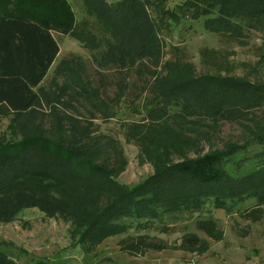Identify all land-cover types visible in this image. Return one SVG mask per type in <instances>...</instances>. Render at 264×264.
I'll list each match as a JSON object with an SVG mask.
<instances>
[{"label": "rangeland", "instance_id": "rangeland-1", "mask_svg": "<svg viewBox=\"0 0 264 264\" xmlns=\"http://www.w3.org/2000/svg\"><path fill=\"white\" fill-rule=\"evenodd\" d=\"M104 1L69 0L84 32L80 38L54 34L60 54L40 101L21 118L0 115V143L45 136L96 165L100 178L133 189L170 166L264 134V29L232 20L239 26L231 36L215 32L212 15L188 13L178 23L167 21L157 42L142 30L129 38L135 21L121 16L123 7L112 9L121 0ZM187 1L167 0L164 8L182 14ZM114 24L116 37L108 33ZM255 170L247 166L237 177ZM234 188L243 193L237 202L185 203L191 209L167 214L147 231L130 228L91 253L73 245L63 218L24 209L0 222V264H264V170ZM207 222L219 227L222 242L197 228ZM192 234L210 244L207 254L174 250ZM140 237L166 250L144 257L121 251Z\"/></svg>", "mask_w": 264, "mask_h": 264}, {"label": "trees", "instance_id": "trees-1", "mask_svg": "<svg viewBox=\"0 0 264 264\" xmlns=\"http://www.w3.org/2000/svg\"><path fill=\"white\" fill-rule=\"evenodd\" d=\"M166 2L121 0L117 8L110 7L114 13L123 7L121 16L135 21L128 37L142 30L141 34L156 42L169 27L167 21L178 23L179 16L188 13H193V19L196 14L212 15L210 23L215 32L231 36L239 26L232 20L250 29H264V0H188L179 9L182 14L165 10ZM81 26L69 0H0L1 116L21 118L35 109L42 85L60 54L54 34L80 38L84 32ZM119 28L114 24L108 33L116 37ZM127 32L124 29L120 34L126 37ZM155 92L157 97L165 96L158 88ZM63 146L40 135L24 137L18 143H0V222L12 221L24 209L37 208L48 217L69 222L73 245L85 247L87 253L130 228L150 230L165 215L191 209L189 203L210 199L218 205L226 200L237 202L243 193L235 191L234 184L264 170V134L242 145L170 166L133 189L103 175L100 178L96 165ZM251 165L256 168L254 172L237 177ZM93 193L98 200L90 199ZM197 228L214 241L224 240L222 231L212 222L198 223ZM161 231L170 229L164 227ZM173 248L205 255L210 244L192 234ZM149 250L164 251L166 246L150 237H140L121 249L132 257H144Z\"/></svg>", "mask_w": 264, "mask_h": 264}]
</instances>
